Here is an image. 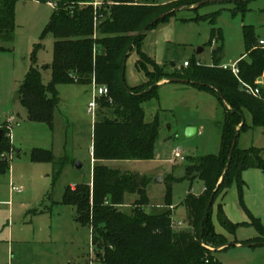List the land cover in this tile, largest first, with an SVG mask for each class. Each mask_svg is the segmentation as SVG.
Returning a JSON list of instances; mask_svg holds the SVG:
<instances>
[{
	"label": "rangeland",
	"instance_id": "374dc122",
	"mask_svg": "<svg viewBox=\"0 0 264 264\" xmlns=\"http://www.w3.org/2000/svg\"><path fill=\"white\" fill-rule=\"evenodd\" d=\"M156 1L168 4L178 0ZM94 2L100 4L103 0ZM51 3L17 0L12 41H0V48L5 49L0 50V126L8 129L14 149L10 171L0 175V264H88L90 256L91 232L87 227L76 230L72 220L75 209L62 205L61 200L70 186L92 185L93 126L100 110L97 107L94 114L87 111L94 98L93 86L58 85L59 104L52 125L31 121L22 100H15L31 68L39 72L44 86L51 82L54 38L52 35L43 37L55 13ZM191 10L178 11L175 17L148 31L142 42L141 51L168 74L173 70H178L179 74L184 72L190 66L183 67L184 61L212 66V52L219 45L222 46L221 66L237 63L245 53L244 28L253 30L254 48L264 40V0H247L243 5L211 2L197 11ZM215 13L218 15L214 26L208 21H181ZM213 28L221 31L222 41L209 45ZM137 60L135 51L126 59L124 81L127 86L145 82L144 74L136 68ZM46 66L49 69H45ZM259 79L262 81H256L262 84L264 76ZM100 103L101 99L99 106ZM142 109L146 123L158 124L153 158L103 161L102 165L135 177L142 176L148 202L145 212L157 215L171 210L168 208L171 206L173 229L188 230L183 201L188 193L201 195L203 185L199 180L190 183L181 179L192 161L218 155L224 107L216 94L204 88L164 83L142 104ZM243 115L247 128L240 132L237 145L240 149L260 150L264 160V127H255L249 112L244 111ZM189 128L197 131L192 137L186 136ZM176 150L183 160L174 159ZM36 152L51 155L53 162L34 160ZM77 163L80 169H76ZM56 171L59 175L54 180ZM172 178L180 181L168 188ZM240 179V184L233 182L211 206L213 230L226 239L227 245L207 248L214 251L213 256L220 264H264V245L246 244L257 242L264 232V173L261 169L249 168L241 173ZM138 199L136 194H126L119 210L129 214ZM219 209L235 226L233 230L220 225ZM39 227L48 228L49 234H34ZM92 249L96 255V249ZM90 261L101 264L95 256L92 260V255Z\"/></svg>",
	"mask_w": 264,
	"mask_h": 264
},
{
	"label": "trees",
	"instance_id": "16d2710c",
	"mask_svg": "<svg viewBox=\"0 0 264 264\" xmlns=\"http://www.w3.org/2000/svg\"><path fill=\"white\" fill-rule=\"evenodd\" d=\"M16 1L0 0V41L5 43L13 38ZM32 1L54 2L56 6L43 32V37L52 35L54 38L51 82L44 86L39 72L31 68L20 87L19 98L28 118L52 125L59 104L58 85L95 84L108 89V96L99 98L97 102L100 110L93 126L92 185L78 184L74 189L66 188L61 200L62 205L75 209L74 222L90 229L97 261L101 264H220L213 256L214 251L207 246L227 244L226 239L213 230L211 207L205 216L208 201L213 196L214 202L233 182L240 184L244 170L258 168L264 173L261 151L240 149L237 141L227 167L237 127L241 125L238 137L247 128L243 112L250 113L255 127H264V80L262 84H256V80L264 76V48L259 44L257 48L252 46L253 30L243 29L245 53L237 62L238 78L221 67V45L212 52V66L188 62L190 66L181 74L178 70L168 74L141 51V45L148 31L175 17L177 12L153 26L149 24L174 9H190L203 0H178L163 5L157 4L156 0H103L97 9L93 7L94 0ZM245 2L241 0L235 4L243 5ZM217 15L181 21H208L214 26ZM147 26L146 32L139 35ZM221 41V31L213 28L209 45ZM133 51L138 55L136 68L144 74L146 81L140 86L129 87L122 77V62ZM168 78L202 84L193 86L216 94L224 107L218 155L192 161L181 179L190 183L199 180L204 188L201 195L188 193L184 198L188 230L173 229L171 210L157 215L147 214L144 184L136 186L133 183L135 176L102 165L103 161H147L153 158L158 124L144 121L142 104L154 95L159 87L156 85ZM240 81L258 89L259 94L245 93ZM0 130V175H4L10 171V156L14 149L8 129L0 126ZM33 159L53 162L52 156L43 152H36ZM54 175L56 180L59 171ZM177 181L180 180L170 179L167 187ZM126 194L139 196L129 214L119 210ZM218 221L227 230L235 228L226 220L221 209ZM246 244L264 245V232L260 240ZM231 246L234 245H228Z\"/></svg>",
	"mask_w": 264,
	"mask_h": 264
},
{
	"label": "water",
	"instance_id": "95a60500",
	"mask_svg": "<svg viewBox=\"0 0 264 264\" xmlns=\"http://www.w3.org/2000/svg\"><path fill=\"white\" fill-rule=\"evenodd\" d=\"M236 1H239V0H204L198 4H196L195 6H193L191 9H196V8H199L207 3H211V2H217V3H222V2H229V3H235ZM182 10H186L185 8H177V9H174L172 10L171 12L169 13H166V14H163L161 16H159L158 18H156L155 20H153L149 26H153L155 24H157L159 21L163 20L164 18H166L168 15H170L171 13H176L178 11H182ZM148 29V26L146 28H144L139 35H142L146 32V30ZM201 50H198V53H200ZM125 62H126V59H124V61L122 62V77L124 78V70H125ZM172 67L174 68L175 67V64H171ZM259 81H262V79H259ZM165 83H182V84H191V85H198L199 83H194V82H189L188 80H185V79H180V78H168L164 81ZM199 85H202V84H199ZM156 86H159L156 85ZM217 93L218 90H216ZM19 95L15 96V100L19 99ZM196 129L194 128H189L187 129L186 131V136L187 137H192L196 134ZM238 132L239 130L236 131L235 133V136L233 138V141H232V145H231V149H230V152H229V155H228V163H227V167L231 161V158H232V153H233V150L235 148V145H236V141H237V137H238ZM2 135V131L0 130V136ZM81 166L79 163L76 164V169H80ZM144 182V179L142 176H137L133 179V183L136 185V186H142ZM212 202H213V196L210 197L209 201H208V204H207V208H206V212H205V216H207L208 214V210L209 208L211 207L212 205Z\"/></svg>",
	"mask_w": 264,
	"mask_h": 264
},
{
	"label": "built area",
	"instance_id": "2783aa9c",
	"mask_svg": "<svg viewBox=\"0 0 264 264\" xmlns=\"http://www.w3.org/2000/svg\"><path fill=\"white\" fill-rule=\"evenodd\" d=\"M52 4V3H51ZM54 7L56 6L55 3L52 4ZM93 7L95 9H97L98 7H100V4L99 3H94L93 4ZM259 46L263 47L264 48V40H260L258 42ZM198 65V63H197ZM189 66V63L188 62H184L183 63V67H188ZM224 70H230L231 73L238 78V74H239V71H238V68H237V63H234L230 66H225V65H222L221 66ZM259 80V79H258ZM257 80V81H258ZM256 81V84L259 85V83ZM241 86H242V89L245 91V93L247 94H250V95H253V96H256L259 94L258 92V89H252L250 86H248L247 84L241 82ZM93 86V100L88 104V107H87V111L89 114H94V112L96 111L97 109V106H98V98H101V97H106L108 96V89L106 86H96L95 84L92 85ZM179 158L180 160H183V157L181 156V153L179 150H176L175 154H174V159H177ZM180 225V224H179ZM92 244H90V251H89V255L91 256L92 255V260H93V249H92ZM92 264V262L90 263Z\"/></svg>",
	"mask_w": 264,
	"mask_h": 264
},
{
	"label": "crops",
	"instance_id": "0c3cea01",
	"mask_svg": "<svg viewBox=\"0 0 264 264\" xmlns=\"http://www.w3.org/2000/svg\"><path fill=\"white\" fill-rule=\"evenodd\" d=\"M158 4V3H157ZM163 4H166V3H161L160 5H163ZM244 55V54H243ZM243 55L241 56V58L243 57ZM150 58V57H149ZM153 60V59H152ZM155 61V60H154ZM156 62V61H155ZM184 62H186V61H184ZM157 63V62H156ZM146 81V80H145ZM145 83V82H144ZM143 83V84H144ZM165 82H163V83H159V84H164ZM142 85V84H141ZM140 86V85H139ZM129 87H136V86H129ZM92 155V154H91ZM93 165H94V161H93ZM91 183H92V178H91ZM74 187L75 186H70V188L71 189H74ZM203 191H204V188H203ZM171 208V210L173 209L172 207H170ZM173 211V210H172ZM72 220H73V218H72ZM73 223H74V225H75V227H76V230H78V228H82V227H79V226H77V224L74 222V220H73ZM78 227V228H77ZM88 230H89V232H91L90 231V229L88 228ZM37 232H39V233H41V234H45V235H48L49 234V230H48V228H45V227H39V228H37L36 229V232L34 233V234H36ZM10 232H9V236H10ZM91 263V261H90V256L88 257V264H90ZM93 263V262H92Z\"/></svg>",
	"mask_w": 264,
	"mask_h": 264
}]
</instances>
